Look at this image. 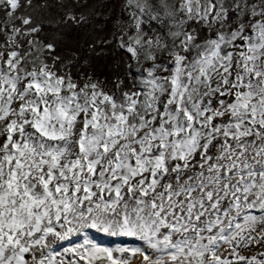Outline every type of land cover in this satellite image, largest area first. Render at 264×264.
I'll list each match as a JSON object with an SVG mask.
<instances>
[{
  "label": "snow or ice",
  "instance_id": "snow-or-ice-1",
  "mask_svg": "<svg viewBox=\"0 0 264 264\" xmlns=\"http://www.w3.org/2000/svg\"><path fill=\"white\" fill-rule=\"evenodd\" d=\"M0 264H264V0H0Z\"/></svg>",
  "mask_w": 264,
  "mask_h": 264
},
{
  "label": "rangeland",
  "instance_id": "rangeland-1",
  "mask_svg": "<svg viewBox=\"0 0 264 264\" xmlns=\"http://www.w3.org/2000/svg\"><path fill=\"white\" fill-rule=\"evenodd\" d=\"M99 236H100V238H99ZM96 239H99L102 243H108L109 242V240L111 239V238H106V237H103V235L102 234H100V235H97L96 237H95Z\"/></svg>",
  "mask_w": 264,
  "mask_h": 264
},
{
  "label": "bare ground",
  "instance_id": "bare-ground-1",
  "mask_svg": "<svg viewBox=\"0 0 264 264\" xmlns=\"http://www.w3.org/2000/svg\"><path fill=\"white\" fill-rule=\"evenodd\" d=\"M99 238H100V236H99Z\"/></svg>",
  "mask_w": 264,
  "mask_h": 264
}]
</instances>
